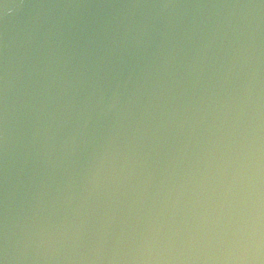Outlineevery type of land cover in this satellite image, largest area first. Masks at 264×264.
<instances>
[{"label":"water","instance_id":"1","mask_svg":"<svg viewBox=\"0 0 264 264\" xmlns=\"http://www.w3.org/2000/svg\"><path fill=\"white\" fill-rule=\"evenodd\" d=\"M0 264H264V0H0Z\"/></svg>","mask_w":264,"mask_h":264}]
</instances>
